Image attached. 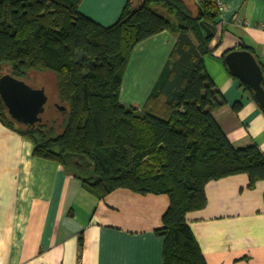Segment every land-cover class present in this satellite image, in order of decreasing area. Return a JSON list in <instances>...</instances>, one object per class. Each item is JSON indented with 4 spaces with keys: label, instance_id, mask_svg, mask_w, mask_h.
<instances>
[{
    "label": "trees",
    "instance_id": "trees-1",
    "mask_svg": "<svg viewBox=\"0 0 264 264\" xmlns=\"http://www.w3.org/2000/svg\"><path fill=\"white\" fill-rule=\"evenodd\" d=\"M76 4L0 0V77L47 85L41 76L52 72L51 100L59 105L46 118L47 103L42 121L30 127L14 120L0 97L1 123L31 141L35 157L61 164L98 198L118 188L167 194L156 230L164 239L162 264H207L186 220L187 212L206 206V183L239 173L249 177V187L264 180V153L256 145L235 148L212 115L226 101L206 73L212 37L200 23L216 27L215 1L128 0L109 27L79 13ZM164 30L177 39L168 62L141 110L124 105L120 91L132 50ZM233 50L221 55L226 68L225 55ZM240 107L238 100L234 110Z\"/></svg>",
    "mask_w": 264,
    "mask_h": 264
},
{
    "label": "crops",
    "instance_id": "crops-1",
    "mask_svg": "<svg viewBox=\"0 0 264 264\" xmlns=\"http://www.w3.org/2000/svg\"><path fill=\"white\" fill-rule=\"evenodd\" d=\"M76 1L79 13L109 27L128 0ZM222 5L217 41L203 57L226 101L212 115L235 148L256 145L264 153V112L221 59L228 49L248 46L264 65V0ZM176 42L164 30L134 47L122 79L124 105L143 108ZM33 150L31 141L0 121V264H162L164 239L156 230L170 203L167 194L118 188L98 198ZM205 193L206 206L187 212L186 220L206 263L264 264V180L249 187V177L239 173L209 181Z\"/></svg>",
    "mask_w": 264,
    "mask_h": 264
},
{
    "label": "water",
    "instance_id": "water-1",
    "mask_svg": "<svg viewBox=\"0 0 264 264\" xmlns=\"http://www.w3.org/2000/svg\"><path fill=\"white\" fill-rule=\"evenodd\" d=\"M200 24L206 38L215 35V27L203 22ZM224 61L228 70L253 91L256 102L264 110V76L255 55L248 50L237 49L227 53ZM0 97L9 115L17 122L33 127L42 121L48 103L44 87H32L26 81L6 73L0 77Z\"/></svg>",
    "mask_w": 264,
    "mask_h": 264
},
{
    "label": "rangeland",
    "instance_id": "rangeland-1",
    "mask_svg": "<svg viewBox=\"0 0 264 264\" xmlns=\"http://www.w3.org/2000/svg\"><path fill=\"white\" fill-rule=\"evenodd\" d=\"M153 7L156 8L155 5H153ZM160 13H162V12L160 11ZM211 41H214V44H215L216 41H217V35H214L212 37ZM211 41H210V43H211ZM44 75L45 76H43V75L41 76V82H46L47 83V81H48L49 83L47 85L46 84L45 85H43V84L40 85L38 81H28V80H26V82L32 87H41L42 86V87L45 88L46 94L48 95V109L51 110V112L48 113V111H47V113H45V117L47 118V117H50L52 115V113H54V114L56 113L55 112V107L57 108V106H59V105L56 104L54 100H51V99L54 98V96H56V94H55L56 77H55V75L52 72H45Z\"/></svg>",
    "mask_w": 264,
    "mask_h": 264
},
{
    "label": "built area",
    "instance_id": "built-area-1",
    "mask_svg": "<svg viewBox=\"0 0 264 264\" xmlns=\"http://www.w3.org/2000/svg\"><path fill=\"white\" fill-rule=\"evenodd\" d=\"M197 1H203V0H197ZM214 1L218 9L221 10L223 8L222 0H214Z\"/></svg>",
    "mask_w": 264,
    "mask_h": 264
},
{
    "label": "bare ground",
    "instance_id": "bare-ground-1",
    "mask_svg": "<svg viewBox=\"0 0 264 264\" xmlns=\"http://www.w3.org/2000/svg\"><path fill=\"white\" fill-rule=\"evenodd\" d=\"M140 90V89H139ZM139 92V91H138ZM133 94V93H132Z\"/></svg>",
    "mask_w": 264,
    "mask_h": 264
}]
</instances>
